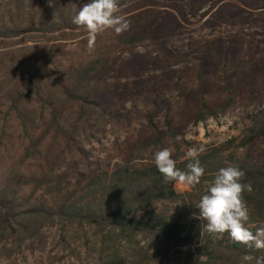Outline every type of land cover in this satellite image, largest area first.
Here are the masks:
<instances>
[{
	"label": "trees",
	"instance_id": "obj_1",
	"mask_svg": "<svg viewBox=\"0 0 264 264\" xmlns=\"http://www.w3.org/2000/svg\"><path fill=\"white\" fill-rule=\"evenodd\" d=\"M137 1L118 0L119 9ZM160 1L183 4L189 0ZM88 2L0 0V42L28 33L82 30L72 18ZM86 71L60 86L59 105L41 84L39 70L27 75L0 102L20 128L16 136L0 131V247L10 239L20 245L39 240L48 228L59 229V242L71 249L79 264H255L256 257L264 256V249L235 243L227 233L220 239L208 234L195 207L218 170L235 166L246 174L242 182L253 189L244 193L250 211L247 226L255 232L264 224V150L255 149L264 142L262 113L249 117L250 124L239 137L200 152L205 174L185 193H177V182H166L154 164L155 152L168 142L174 144L172 158L179 169L186 170L189 162L180 157V134L168 117L166 134L149 115L147 140L113 166L82 173L77 154L84 117L80 122L73 115L100 107L86 89ZM224 92L231 90L224 88ZM239 103L236 94L213 108L200 99L194 124L225 115ZM13 140L20 141L15 150ZM246 255L254 259L245 261Z\"/></svg>",
	"mask_w": 264,
	"mask_h": 264
},
{
	"label": "rangeland",
	"instance_id": "obj_2",
	"mask_svg": "<svg viewBox=\"0 0 264 264\" xmlns=\"http://www.w3.org/2000/svg\"><path fill=\"white\" fill-rule=\"evenodd\" d=\"M119 14L130 21V28L119 35L112 30L99 34L91 50L85 29L28 33L0 42V102L39 70L41 84L59 105L60 86L87 70L86 89L100 107L73 115L80 122L84 117L80 172L107 169L128 156L150 137L149 115L162 134L169 118L180 134L181 159L190 148L202 151L239 137L249 117H264V0H138ZM228 87L231 93L226 94ZM235 94L238 106L194 124L200 99L213 108ZM13 119L7 105L0 106V131L8 136L20 132ZM12 143L15 150L20 141ZM165 146L176 154L174 144ZM255 149L264 150V142ZM189 189L175 184L179 194ZM59 237V229L45 228L31 243L10 239L0 247V264H79Z\"/></svg>",
	"mask_w": 264,
	"mask_h": 264
},
{
	"label": "clouds",
	"instance_id": "obj_3",
	"mask_svg": "<svg viewBox=\"0 0 264 264\" xmlns=\"http://www.w3.org/2000/svg\"><path fill=\"white\" fill-rule=\"evenodd\" d=\"M119 11L118 0H89L79 8L72 23L86 30L89 50L94 48L99 34L112 30L119 35L130 28V21ZM200 151L188 149L186 170L176 166L169 148L155 152L154 164L166 182L175 181L195 187L205 174L199 160ZM245 175L235 166L220 168L195 206L199 210L197 218L205 222L204 230L217 239L227 233L233 242L261 250L264 249V224L256 227L255 232L247 226L250 211L244 193L253 189L250 183L242 182ZM253 259L251 255L244 257L245 261ZM255 264H264V256L256 257Z\"/></svg>",
	"mask_w": 264,
	"mask_h": 264
}]
</instances>
